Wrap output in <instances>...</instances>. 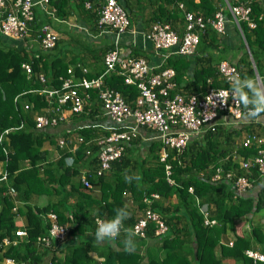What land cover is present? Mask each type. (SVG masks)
Here are the masks:
<instances>
[{"label":"trees","instance_id":"trees-1","mask_svg":"<svg viewBox=\"0 0 264 264\" xmlns=\"http://www.w3.org/2000/svg\"><path fill=\"white\" fill-rule=\"evenodd\" d=\"M72 1L49 0L55 7L56 15L67 17L76 10L86 11L96 27V2L87 8L84 0ZM176 1L123 0L121 5L125 4L130 11L133 8L144 11L147 24L166 21L180 32L183 11ZM178 1L183 2L185 9L206 18L212 17L222 3V0ZM249 5L250 17L255 25L249 28L245 21H239L243 35V39L240 38L242 54L235 64L242 78L254 77L253 62L259 78H264V62H261L264 59V0H250ZM217 35L206 22L200 30L193 53H171L163 59L159 67L173 68V80L178 90L202 92L209 86L227 85L217 73L218 61L223 57L221 53L225 52V46L220 44ZM133 54L140 56L136 50H133ZM78 60L72 56L65 61V56L57 54L52 57L42 53L29 55L22 46L0 43V132L15 127L5 132L0 140V175L3 172L5 175L4 179H0V264L4 257H12L18 264H37L47 249L36 242V236L46 232L49 226L46 213L49 211L55 212L58 222L67 226L63 253L58 257L51 256L50 264H143L145 257V264H218L220 256L214 247L226 228H234V224L245 219L252 210H262L264 213V178L260 177L255 164H251L248 170L239 165V158L253 156L257 146H242L240 142L235 145L234 137L239 129L218 123L214 129L208 128L189 138L181 150L168 151L165 161L170 164L171 183L165 177V161L159 160L161 144L157 139L142 142L135 137L101 174L94 171L97 148L93 144L81 142L73 152L63 147L59 149V156L50 159L48 150L41 146L44 139L56 145L55 134L32 126V113L40 112L41 108L47 106L43 94L35 90L43 85L35 75L42 71L44 84L58 86L60 77L68 75V63L73 65L74 75L77 76L92 77L102 71V67L90 71L89 66L88 70L82 72L75 64ZM22 61L31 64L33 74L27 76L24 73L20 66ZM103 80L108 86L119 90L129 103L137 94L136 86L124 83L122 76L114 71L107 72ZM90 100L94 107L88 116L96 119L94 112H98L99 101L94 89L90 91ZM24 102L30 103L31 108L24 109ZM74 130L83 138H89L95 136L99 129L88 125ZM86 147L90 149L89 154H85ZM216 166L224 171L232 170L233 175L246 174L253 179V186L234 195L230 178L210 180ZM84 167L92 185H98L97 190L81 183L79 175ZM257 183L261 184V188L254 197L250 192ZM188 186H191V192ZM153 193L157 196H152ZM39 195L47 197L42 205L35 204L32 199ZM144 197L148 200L143 201ZM200 205L207 210L208 217L216 219L215 224H203ZM145 206L158 213L166 224V231L155 235L154 223L150 221L143 228L144 235H137L134 239L156 238L159 240L156 247H150L145 253H141L137 247L133 252L125 251L123 230L115 241H95V216L111 219L116 209L124 208L130 213V218L124 222L127 229L132 227L137 215L135 211L140 212ZM17 213L23 217L24 236L14 233ZM4 237L15 239V243L2 245ZM251 237L263 243L264 227L252 225L249 233L236 234L230 246H222L221 254L233 257L237 264H252L251 259L243 253V249L250 245ZM90 250L102 258L93 257L89 254Z\"/></svg>","mask_w":264,"mask_h":264},{"label":"built area","instance_id":"built-area-1","mask_svg":"<svg viewBox=\"0 0 264 264\" xmlns=\"http://www.w3.org/2000/svg\"><path fill=\"white\" fill-rule=\"evenodd\" d=\"M95 3V10L98 14L97 23L106 25L119 33L129 26L128 12L117 0H84V6L90 7ZM250 0H223L220 6L214 11L212 17L206 18L192 10L185 9L181 1H176L178 7L183 11V25L178 32L166 21H154L148 26L146 37L151 41L153 50H163V56L171 53L188 55L194 52L199 39L200 30L206 22L217 34H222L227 16L223 8H226L229 17L233 20L240 35L242 31L239 21H245L249 27L254 26L250 17ZM47 0H0V34L8 37L23 38L29 34V26L34 23L33 7L43 6ZM36 39L40 47L51 48L57 39V33L47 24L41 23L36 32ZM117 41L114 42V45ZM113 45V46H114ZM116 47V46H115ZM107 50L102 57V71L96 76H76L72 69L67 68V76L61 77L58 86L44 84L45 79L41 72L36 78L43 85L38 92H41L47 101V106L42 111L32 115L33 128L39 129L44 126L56 125L59 121L66 120L68 114L78 113L90 99V91L95 90L102 113L111 123L106 126V132H100L95 136L83 138L76 134L65 140L59 137L57 146L65 147L67 151L73 152L81 142L93 144L97 148L95 174H101L107 170L111 160L122 153L124 146L129 144L139 132V127L149 128L152 137L157 139L161 146L158 151L159 160L165 161L168 151L174 149L179 151L186 141L193 136L201 134L208 128L214 129L218 123H226L227 118L241 120L244 116V109L241 106H234L229 98L227 104H220L213 93L230 89L229 78L233 73H239V69L227 59H221L217 64V73L226 86H209L202 92H183L176 88L173 80L174 70L171 67L154 68L143 56L126 54L117 48ZM253 65V64H252ZM24 73L32 74V67L28 61L20 63ZM82 72L86 71L84 66L80 67ZM114 71L122 76L123 82L133 84L137 88V94L129 103L119 90L108 86L103 77L107 72ZM212 97L214 105L208 100ZM24 109H30L31 104L24 102ZM21 126V123L19 124ZM15 127H8L0 132V140L3 134ZM242 146H257L256 153L248 158H239V165L248 170L251 164H255L261 178H264V134L255 131L245 133L241 139ZM90 149L86 147L85 154ZM71 156V155H68ZM2 173V172H1ZM164 173L168 182L170 179V164L164 162ZM4 172L0 179H4ZM221 178L231 179L234 188V195L252 187V181L246 174L233 175L232 170L224 171L216 166L210 175V180L216 181ZM81 183L85 187H91V181L86 171L79 175ZM192 191L191 186L187 187ZM152 196H157L153 193ZM198 202V198L195 197ZM148 198L144 197L143 201ZM199 210L203 216V224L210 226L217 221L208 217L207 210L200 205ZM49 226L45 233L36 236V242L43 245L52 254L57 245L64 241L67 236V226L57 220L53 211L46 213ZM102 219L94 217L96 221ZM154 223V234L159 235L166 231V224L149 206H145L137 213L132 227L139 236H143V228L147 222ZM15 235L24 236V228H16ZM2 245L14 244L15 239L2 238ZM228 243H232L228 241ZM243 253L248 256L252 263L264 262V251L252 248H244ZM52 257L49 256V263ZM2 264H18L12 257H4ZM25 264V263H20Z\"/></svg>","mask_w":264,"mask_h":264},{"label":"crops","instance_id":"crops-1","mask_svg":"<svg viewBox=\"0 0 264 264\" xmlns=\"http://www.w3.org/2000/svg\"><path fill=\"white\" fill-rule=\"evenodd\" d=\"M120 1L121 3H124L123 0H120ZM72 2L75 3L76 0H73ZM123 5L125 6V4ZM220 5L221 4H219V6ZM126 9L129 14V26L127 29L123 30L122 32L117 33L111 27H108L106 25H99L97 23V19H96V27H95L94 22L91 20V16L88 15L86 11L76 10L72 12L70 15H68L67 17H61L59 15H56L55 7L51 5L49 0H47V2L42 7L41 6L33 7L34 23L31 26H29L28 36H25L23 38H14V37H8V36L0 34V43L5 44V45H10V46H15V47L22 46L29 55L35 54L33 53L34 51H32L31 44L32 42H36L38 44L37 39H36V32H37L39 24L47 23L50 26L48 20L62 22L70 18L71 20L69 22L71 25H73L74 27L75 26L79 27L81 30L85 31V33L88 32L87 35H90L92 38L90 39L91 44L89 46L81 47L80 49L78 46L79 43L77 44L75 42L76 40H74L77 46L75 47V52L77 55L71 54V53L69 54L67 51V56H65V61H67L70 57L75 56L76 58L79 59L75 64H77L79 67L84 66L86 70H88V67L90 66V71H94L102 67L103 54L107 50L112 49L116 46L115 48L121 50L122 52L126 54H130V55H134L133 50H136L139 52L140 56L145 57L151 65H154V68H157V69L160 68L159 66L164 61L163 59L166 56L162 55L163 50H159L158 52H155L153 50L151 41L146 37L149 24L146 23L144 19L145 17L141 19L140 21H137L130 16L131 11L129 10V8L126 7ZM223 11H224V14L227 16V19L224 24L223 33L217 35L218 41L220 42V44L222 43L225 46V52L221 53V55H223L222 59H227L231 62H235L236 59L242 54L241 47H240L241 46L240 36H239L238 29L235 26L233 20L229 17V13L227 9L223 8ZM137 16H139L138 13H137ZM181 28L182 26L180 27V30ZM58 38L59 37L57 34V39ZM57 39L55 43L57 42ZM115 41H117V43L114 45ZM110 46L111 48H109ZM106 47L109 49L107 50L104 49ZM98 48L103 50V52L101 53ZM72 67L73 65H71L70 63L67 64V68H70L73 70ZM38 72H41L43 74L42 71H38ZM32 74H33V71H32ZM37 89L39 88H36L35 90L37 91ZM93 107L94 106L92 105L91 100L89 99L87 103L84 104L83 109L79 112V114H83V118L85 120L82 119L81 115L77 116L76 114H68L66 120L59 121L56 125L44 126L42 128H39V129H46L47 131L55 134L54 139H55L56 145L53 146L50 144L48 139H44L42 142V146H41L48 150V157L50 159L54 158L55 156H59V152H60L59 149L61 148L57 146L58 138L63 137L64 139L66 138L65 140H70L71 136L77 134L75 133V130H74L75 128H79L81 126H88V125L96 126L99 129L97 131V134L100 132H103V130H106L104 128L106 126H109L111 121L108 118H106V116H104V114L101 111L100 105H99L98 112H94V116L96 119H92L93 117H89L88 114ZM33 114L34 113H32V115ZM222 124L226 126L231 124L232 126L236 127L239 130L248 129L245 133L250 132L251 130L254 129L255 132L262 134V135L264 134V114H262L261 118L257 120L247 119L244 116L242 117L241 120H237V121L227 118L226 123H222ZM237 125H239V127ZM152 134L153 133L149 128L139 127V132L136 137H139V139L142 142H145L149 139H154L152 137ZM236 136L237 135H235V137ZM242 136H240L239 140L241 139ZM81 171L87 172V169L84 167V168H81ZM260 185L261 184L259 183L255 185L256 187L252 190V192H250L252 196L256 197V195L258 194L261 188ZM91 188H93V190H97L98 185H92ZM262 194L264 197V192ZM32 199L34 203L37 205H42L47 201V197L45 195L33 196ZM129 206L132 207V204H129ZM15 221L17 224L16 228L23 227V217L19 213L16 214ZM252 225H259L261 227H264V213L263 212H261L260 210H256V211L252 210V212L248 214L245 219L237 221V223L234 224V228L232 229L226 228V230L220 235L218 242L216 246L214 247L215 252L220 256V262L218 264H237V261L233 257L226 255V254H221V248L222 246H225V245L230 246L232 243H228V241L232 242L236 234L241 235L243 233H249ZM64 242L59 243L57 245V249L53 251L52 254H50L49 251H46V253H44V255L41 256V259L37 262V264H50L48 262L49 256L55 255L58 257L59 255H61L63 253L62 246L64 245ZM135 244L141 253H145V250L149 249L150 247L152 246L156 247V245L159 244V240L156 238H152V237L145 238L143 240L135 239ZM248 248H252L255 250H259V251H264L262 250L264 249V242L259 243L256 239L251 237L250 245L248 246ZM89 254L98 259L102 258L101 256H98L96 252L93 250H90ZM145 259L146 257L143 259V264H145L144 263L146 261Z\"/></svg>","mask_w":264,"mask_h":264},{"label":"clouds","instance_id":"clouds-1","mask_svg":"<svg viewBox=\"0 0 264 264\" xmlns=\"http://www.w3.org/2000/svg\"><path fill=\"white\" fill-rule=\"evenodd\" d=\"M239 36L240 38L243 39V35L241 36L239 33ZM244 46L247 49L245 44ZM252 64L254 65L253 62ZM229 83H230L229 90H224V91L216 90L213 93V96L217 97L220 104L222 105L227 104L230 98L233 101L234 106H241L244 109L243 115L247 119H251V120L260 119L262 114H264V78H256L249 76L242 78L239 75V73H233L229 78ZM208 100L211 101V104L214 105V101L212 100V97H208ZM71 162H72L71 160L68 161L69 164H71ZM129 218H130V213L126 209L118 208L116 209L113 218L97 220L96 228L94 232L95 241L98 243L115 241L118 238H120L123 230L124 239L122 243L124 245V250L128 252L135 251L136 244L134 238L138 235V233L134 227H130L127 229L124 228V222Z\"/></svg>","mask_w":264,"mask_h":264},{"label":"rangeland","instance_id":"rangeland-1","mask_svg":"<svg viewBox=\"0 0 264 264\" xmlns=\"http://www.w3.org/2000/svg\"><path fill=\"white\" fill-rule=\"evenodd\" d=\"M131 6H133V5L131 4ZM137 13L139 14V16H137ZM130 14H131L130 16L137 21H140L145 16H147L144 11L139 10L138 8H137V10L135 8H133V11H131ZM70 20H71L70 18H68V19H66V21H62V22H56L54 20H48L51 28L57 32L59 38L57 39L55 46L52 48H42L36 42H32L31 46H32V51H34L33 53H35V54L42 53L47 57H52V55H55V54L61 55V56L62 55L67 56V51L69 54L70 53L76 54L75 47H77V46H76L75 42L77 44L79 43V45H78L79 49L81 47L89 46L91 44L90 39L92 37L90 35H87L88 32L85 33V31L81 30L79 27H77V26L74 27L73 25H71L69 22ZM74 40H76V41L74 42ZM79 58H80V56H79ZM261 62H264V59ZM263 69H264V63H263ZM254 76H255V73H254ZM73 114H76L77 116L81 115L82 119L85 120L83 118V114H79V112L73 113ZM77 118H79V117H77ZM232 123H234V122H232ZM228 126H232V125L230 124ZM237 126L239 127V125H237ZM247 130H245V129L239 130V133L234 138L235 145L237 144V142H240V140H239L240 136H242ZM251 131H255V130L253 129ZM260 211L262 212V210H260ZM136 212L138 213V211H136Z\"/></svg>","mask_w":264,"mask_h":264},{"label":"water","instance_id":"water-1","mask_svg":"<svg viewBox=\"0 0 264 264\" xmlns=\"http://www.w3.org/2000/svg\"><path fill=\"white\" fill-rule=\"evenodd\" d=\"M253 69H254V72H255V77H256V78H259V76H258V74H257V72H256V69H255L254 65H253Z\"/></svg>","mask_w":264,"mask_h":264}]
</instances>
